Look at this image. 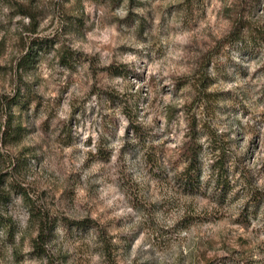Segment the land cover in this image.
I'll return each mask as SVG.
<instances>
[{"label": "rangeland", "instance_id": "rangeland-1", "mask_svg": "<svg viewBox=\"0 0 264 264\" xmlns=\"http://www.w3.org/2000/svg\"><path fill=\"white\" fill-rule=\"evenodd\" d=\"M0 129V264H264V0H0Z\"/></svg>", "mask_w": 264, "mask_h": 264}, {"label": "trees", "instance_id": "trees-1", "mask_svg": "<svg viewBox=\"0 0 264 264\" xmlns=\"http://www.w3.org/2000/svg\"><path fill=\"white\" fill-rule=\"evenodd\" d=\"M40 44V43H39ZM38 44V45H39ZM36 46V45H34ZM34 51V50H33ZM33 51L31 50L25 58H23L19 64V68H27L31 65V62L34 61L32 58V55L34 54ZM34 56V55H33ZM73 58V53L71 51H68L67 49H64L63 52H61V62L63 65L68 66L69 62ZM30 64V65H29ZM20 91V90H19ZM6 102L9 106V108H15V107H24L26 106L29 101L25 98V96H22V92L20 91L17 94V97L14 98H8L6 99ZM197 128V127H195ZM194 130V128H193ZM1 132V129H0ZM25 132V129L22 127V125L15 124L14 119L10 116L8 119V122L5 125V130H4V140L9 143H17L23 138V134ZM196 132V131H195ZM210 136V135H209ZM188 147L186 150V157L189 161V165L186 167V171H188L190 175H193L194 172H197L199 170L197 164L199 161V157L201 154V147L198 145V141L196 137L193 140H190L188 143ZM210 149L214 154H218L220 156V160L225 163L226 159V153L222 147H218L215 144H210ZM212 170L215 172V186L217 188H221L222 191L226 188H228L229 182H226V175L227 173H221L226 170L224 165H219L218 161L212 165ZM198 174V173H197ZM34 215V214H33ZM37 226H38V236L34 241V246L38 249L41 248V243L47 244V242L50 241V236L52 233V223L50 218L47 217H41L38 215L37 217ZM12 223L9 220L3 219L0 216V231L4 228L8 230L10 233L12 230Z\"/></svg>", "mask_w": 264, "mask_h": 264}]
</instances>
